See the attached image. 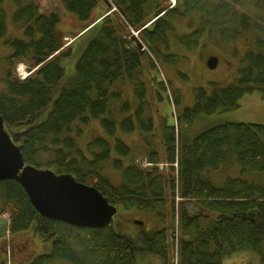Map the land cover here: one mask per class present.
Returning <instances> with one entry per match:
<instances>
[{
	"label": "trees",
	"instance_id": "1",
	"mask_svg": "<svg viewBox=\"0 0 264 264\" xmlns=\"http://www.w3.org/2000/svg\"><path fill=\"white\" fill-rule=\"evenodd\" d=\"M58 1L77 34L97 21L103 12L97 9L99 4L115 10L77 39L96 30L75 65L74 77L66 81L61 62L69 58L77 40L66 44L60 29L64 18L57 11L40 13L33 0L25 5L15 0L12 24L22 26V37L3 43L12 52L0 94L5 130L20 148L25 164L57 175L70 174L98 189L112 206L150 211L162 228L142 233L136 242L118 235L112 224L92 229L50 220L34 209L18 182L0 181V217L8 215L9 234L34 225L35 234L52 243L50 253L31 264H137L138 255L173 264L170 233L176 236V264H223L243 252L259 255L264 264V180L258 184L227 177L216 187L209 177L229 163H236L240 173H264V126L224 123L191 141L183 136L199 117L235 110L247 94H264V0H177L170 9L163 0ZM180 25L192 30L178 36ZM6 31L1 13L0 38ZM131 31L138 32L144 51ZM251 32L256 35L244 40L248 49L237 81L196 88L193 106L176 114L175 124L168 126L158 116L157 135L152 113L166 87L156 82L161 90L153 95L155 89L147 77L160 62L174 66L179 60L169 54L175 52L170 51L172 38L178 40V47L192 52L201 40L206 44L216 38L227 44ZM17 63L35 71L17 80L13 75ZM127 87L132 101L123 99ZM179 98L171 94L174 110L181 104ZM45 111V119L40 120ZM97 119L103 136H95L83 152L76 138ZM133 134L144 142L148 167L134 162L138 147L121 138ZM109 162L121 172L118 185L102 174ZM160 163L166 166L160 169Z\"/></svg>",
	"mask_w": 264,
	"mask_h": 264
},
{
	"label": "rangeland",
	"instance_id": "2",
	"mask_svg": "<svg viewBox=\"0 0 264 264\" xmlns=\"http://www.w3.org/2000/svg\"><path fill=\"white\" fill-rule=\"evenodd\" d=\"M29 0H21L25 5ZM37 4L40 13L46 14L48 11H57L64 18L60 29L66 34L65 42L70 43L69 40L73 39L78 33V29L74 27V23L70 20L69 16L65 14L64 10L57 0H33ZM165 7H172L171 0H163ZM108 6V4H107ZM105 4H99L97 9H101L103 13L111 15L109 6L107 8ZM107 9V10H106ZM17 10L15 0H3L0 3V14L2 13L5 18L6 34L5 37L0 38V94L4 92L5 84L4 79L6 71L10 68L8 57L11 55V49L6 47L3 43L11 37H22V26H14L12 24V17ZM192 29L186 28V26H178L176 34L178 36L189 33ZM96 30L89 33L90 36H85L76 41L71 48V54L69 58L64 59L61 62L64 68L65 80L72 79L75 75V65L82 56L88 43L96 36ZM94 33V36L93 34ZM255 33L251 32L243 36V40H236L232 43L224 44L218 39L209 41L203 44V40L200 41L199 46L192 52H188L185 48L179 45L177 39L172 38L171 50L175 51L169 54H174L179 57V60L174 66L167 65L160 62V66H156L153 69L147 79L150 80V87H154L153 95L156 90H161L158 86L160 80L165 83L166 91H160L162 101L156 104L154 107L153 120L157 127L156 134L160 133V121L158 116H161L165 120V124L172 126L175 124V115L181 114L185 108H190L194 104V90L198 87H209L210 84H219L226 86L233 84L237 81L239 76V70L242 67V58L248 49V45L244 40H249L255 37ZM204 40L207 41L206 38ZM68 42V43H67ZM176 42V43H175ZM248 43V42H247ZM175 46V47H173ZM209 57H217L218 63L215 69H210L207 65ZM32 66L26 64L17 63L13 69V75L17 80L25 79L29 73L27 70ZM22 70L26 75L22 74ZM35 70V69H34ZM148 71V70H146ZM151 82L154 86L151 85ZM128 89V87H127ZM123 99L131 96L132 91L128 89L125 93L123 90ZM171 94H175L176 97H180L181 104L174 110L171 102ZM129 100L130 97H129ZM132 101V100H131ZM152 102L156 103L155 99ZM47 111L40 117V120H44ZM148 114V112L146 113ZM224 123H244V124H259L264 126V94L255 92L245 95L239 102V108L227 111L217 112L210 116L199 117L193 125L183 133L186 140L191 141L196 136L204 132L205 130ZM95 136H103V131L100 125V120H92V122L83 127L80 137L76 138L77 145L83 152L86 151V145ZM119 136V135H118ZM128 145L136 146L138 149L134 151V162L142 163V167L148 166L146 159L143 157L144 142L138 137L137 134L128 136H121ZM158 141V139H156ZM155 141V142H156ZM128 161L125 163L127 164ZM234 163V162H233ZM102 174L108 177L111 182L118 185L121 180V172L116 171L109 163L104 165ZM159 168L162 169L165 164L160 163ZM241 168L234 163H229L222 166L218 171L211 172L209 177L213 181L216 187H221L227 177H241L252 183H262L259 180H264V177L260 174L247 171L240 173ZM178 199H176V202ZM1 208V205H0ZM8 217L4 215L2 217ZM139 222H143L140 225ZM112 228L114 231L125 238L138 242L139 235L142 233L153 232L161 229L162 224L156 218L155 214L150 211H138V210H125L122 207H117V212L112 218ZM175 226V224H174ZM35 226L32 225L28 230L16 233L10 236L0 237V264H31L35 258L41 255L49 254L51 251L52 243L42 241L34 231ZM171 243V255L173 257L172 263L176 264V239L172 237ZM51 264H70L66 261H55ZM137 264H164L163 261L157 257L150 255H138ZM223 264H260L259 255L252 252H243L232 255L223 261Z\"/></svg>",
	"mask_w": 264,
	"mask_h": 264
},
{
	"label": "water",
	"instance_id": "3",
	"mask_svg": "<svg viewBox=\"0 0 264 264\" xmlns=\"http://www.w3.org/2000/svg\"><path fill=\"white\" fill-rule=\"evenodd\" d=\"M132 39L141 50L142 43ZM218 59L209 58L207 65L215 69ZM35 70L29 68L27 73ZM18 182L34 209L50 220L79 228L101 229L109 225L116 207L93 186L79 183L72 175H57L51 170L25 164L21 150L5 130L0 116V181ZM7 220L0 219V237L7 232Z\"/></svg>",
	"mask_w": 264,
	"mask_h": 264
},
{
	"label": "crops",
	"instance_id": "4",
	"mask_svg": "<svg viewBox=\"0 0 264 264\" xmlns=\"http://www.w3.org/2000/svg\"><path fill=\"white\" fill-rule=\"evenodd\" d=\"M104 15V13L103 12H101L99 15H97L96 17H98V18H100V17H102ZM97 18V19H98ZM78 39V38H77Z\"/></svg>",
	"mask_w": 264,
	"mask_h": 264
},
{
	"label": "bare ground",
	"instance_id": "5",
	"mask_svg": "<svg viewBox=\"0 0 264 264\" xmlns=\"http://www.w3.org/2000/svg\"><path fill=\"white\" fill-rule=\"evenodd\" d=\"M172 2H174L175 0H171ZM22 74L25 76L26 75V73H25V71L24 70H22Z\"/></svg>",
	"mask_w": 264,
	"mask_h": 264
}]
</instances>
